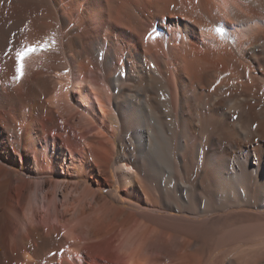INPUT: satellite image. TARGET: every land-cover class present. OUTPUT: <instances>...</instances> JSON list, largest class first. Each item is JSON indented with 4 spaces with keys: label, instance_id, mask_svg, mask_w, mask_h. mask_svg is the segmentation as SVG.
<instances>
[{
    "label": "bare ground",
    "instance_id": "obj_1",
    "mask_svg": "<svg viewBox=\"0 0 264 264\" xmlns=\"http://www.w3.org/2000/svg\"><path fill=\"white\" fill-rule=\"evenodd\" d=\"M168 3L0 0V264H264V0Z\"/></svg>",
    "mask_w": 264,
    "mask_h": 264
},
{
    "label": "rangeland",
    "instance_id": "obj_2",
    "mask_svg": "<svg viewBox=\"0 0 264 264\" xmlns=\"http://www.w3.org/2000/svg\"><path fill=\"white\" fill-rule=\"evenodd\" d=\"M137 1H139V2H137ZM157 1V2H156ZM162 1V2H161ZM164 1H166V4H165V2ZM135 2H136V4L139 6V8H140V10H142V11H144V9H146V10H148V8H152V9H155V8H157L156 6L158 5V4H160V5H162L163 6V8H164V10H163V8H162V10H161V12H160V15H157V16H154V17H152V18H150V19H147V16L145 15V14H143V20L144 21H146V22H144L143 20V23H144V25L145 26H147V27H145V26H143V28L141 29V31L140 32H142L140 35H138V33H136V40H138V41H140L141 39H142V36L143 35H145L144 37L145 38H147V37H150V36H152L150 33H151V31H152V26L155 28V26H158V28L159 27H162L165 23H169L168 25H171V17L170 16H165V13H164V15H163V11L165 12V9L167 10L168 8L170 9V4L168 3V0H154V1H152V0H135ZM147 4H146V3ZM153 3V4H152ZM156 3V4H155ZM158 3V4H157ZM168 3V4H167ZM152 4V5H151ZM164 4V5H163ZM143 5V6H142ZM145 5H149L148 7L147 6H145ZM170 7H169V6ZM142 6V7H141ZM142 8V9H141ZM168 9V10H169ZM146 18V19H145ZM177 19V21H181L182 19H179V18H176ZM149 21V23H147L148 21ZM151 22H152V24H151ZM148 24V25H147ZM150 25V26H149ZM152 25V26H151ZM151 27V31L149 30L148 32H144V31H146V30H148L149 28ZM144 30V31H143ZM156 30H160V29H156ZM161 31V30H160ZM150 32V33H149ZM155 34H157V35H161L162 34V32H160V33H158L157 31H155L154 32V35ZM153 35V36H154ZM156 36V35H155ZM154 36V37H155ZM159 36H156V38L157 37H159Z\"/></svg>",
    "mask_w": 264,
    "mask_h": 264
},
{
    "label": "snow or ice",
    "instance_id": "obj_3",
    "mask_svg": "<svg viewBox=\"0 0 264 264\" xmlns=\"http://www.w3.org/2000/svg\"><path fill=\"white\" fill-rule=\"evenodd\" d=\"M30 50H34V49H30ZM21 55H23V54H21Z\"/></svg>",
    "mask_w": 264,
    "mask_h": 264
}]
</instances>
